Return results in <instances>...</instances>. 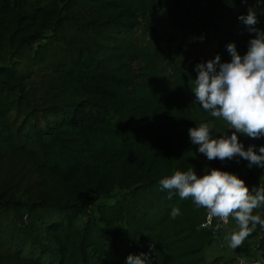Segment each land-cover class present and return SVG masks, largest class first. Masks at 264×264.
I'll return each mask as SVG.
<instances>
[{"label": "trees", "instance_id": "16d2710c", "mask_svg": "<svg viewBox=\"0 0 264 264\" xmlns=\"http://www.w3.org/2000/svg\"><path fill=\"white\" fill-rule=\"evenodd\" d=\"M249 9L264 30V0H0V264H233L207 256L221 221L160 181L218 168L264 187L189 135L235 131L195 101V65L247 52ZM246 239L264 256V228Z\"/></svg>", "mask_w": 264, "mask_h": 264}, {"label": "clouds", "instance_id": "9594fccd", "mask_svg": "<svg viewBox=\"0 0 264 264\" xmlns=\"http://www.w3.org/2000/svg\"><path fill=\"white\" fill-rule=\"evenodd\" d=\"M238 19L246 30L254 35L248 41L247 52L241 56L234 43L227 45L231 60L221 62L220 56L195 65V101L212 117L222 118L228 128L235 131L231 135L219 132L216 137L212 125L202 122L189 129L191 142L198 145V152L211 161L231 160L240 157L248 161L249 167H264V145L250 144L247 149L238 140L237 133L252 139L264 136V30L256 27V12L249 9L246 16ZM162 189L168 190V198L178 194L180 200H191L197 207L207 210L209 227L213 218L224 224L229 218L235 219L237 228L229 237L232 248L239 247L259 225L264 228V218L253 214L264 205V187L252 190L236 174L218 168L205 169L198 176L193 168L176 170L160 181ZM179 207H172L170 216H179ZM220 227L219 224L216 225ZM150 247H152L150 245ZM127 264H148V255H129Z\"/></svg>", "mask_w": 264, "mask_h": 264}, {"label": "rangeland", "instance_id": "374dc122", "mask_svg": "<svg viewBox=\"0 0 264 264\" xmlns=\"http://www.w3.org/2000/svg\"><path fill=\"white\" fill-rule=\"evenodd\" d=\"M251 168H253L254 171H255V173H256L257 182L258 183L260 182L259 184H261L264 181V171H263V168L262 167L255 166V165L251 166ZM228 227H230L229 229L232 228L231 231L228 233V235H230L237 228L236 221L232 222V219H231ZM225 236H226V233L224 232L209 247V250L207 251V256L209 257V259H212L213 257L219 256V255H222L225 258H232V255H231V253L229 251V248L224 245L226 243L225 240L222 239ZM256 244H257V241L255 242V245Z\"/></svg>", "mask_w": 264, "mask_h": 264}, {"label": "crops", "instance_id": "0c3cea01", "mask_svg": "<svg viewBox=\"0 0 264 264\" xmlns=\"http://www.w3.org/2000/svg\"><path fill=\"white\" fill-rule=\"evenodd\" d=\"M228 226L227 227H223V230L226 233V236L223 237L222 239L225 240L226 243L224 245L229 248V251H230V253L232 255V258L235 257L236 255H239V254L254 255V254L260 253L257 250V247L255 245L256 241L254 239H245L243 241V243L239 247H236V248L230 247L229 246V244H230V240H229L230 235H228V233L231 231L232 228L229 229L230 227H228Z\"/></svg>", "mask_w": 264, "mask_h": 264}, {"label": "built area", "instance_id": "2783aa9c", "mask_svg": "<svg viewBox=\"0 0 264 264\" xmlns=\"http://www.w3.org/2000/svg\"><path fill=\"white\" fill-rule=\"evenodd\" d=\"M263 171H264V167ZM231 217L229 218V222L224 224L222 221V225L227 227L231 221ZM207 224V220L206 223ZM233 264H264V256L262 254H255V255H246V254H239L233 257Z\"/></svg>", "mask_w": 264, "mask_h": 264}]
</instances>
